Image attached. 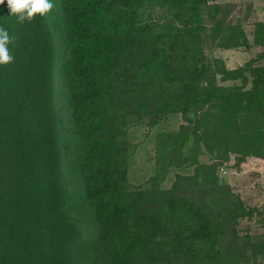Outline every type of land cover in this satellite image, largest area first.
<instances>
[{
	"label": "trees",
	"instance_id": "1",
	"mask_svg": "<svg viewBox=\"0 0 264 264\" xmlns=\"http://www.w3.org/2000/svg\"><path fill=\"white\" fill-rule=\"evenodd\" d=\"M58 4L53 17L22 24L0 5V27L15 37L13 62L0 66V264H241L238 222L258 209L220 182L219 163L199 157L205 147L264 158V52L222 64L223 80L240 83L218 84L206 34L228 31L222 47L248 45L240 26H226L224 4ZM153 6L166 14L147 21ZM255 43L264 45V22ZM176 113L185 122L156 134L149 185L133 187L129 128ZM187 165L194 174L162 187ZM251 249L264 253V241Z\"/></svg>",
	"mask_w": 264,
	"mask_h": 264
},
{
	"label": "rangeland",
	"instance_id": "2",
	"mask_svg": "<svg viewBox=\"0 0 264 264\" xmlns=\"http://www.w3.org/2000/svg\"><path fill=\"white\" fill-rule=\"evenodd\" d=\"M220 2L225 5L223 15H227L226 26L246 25L245 28L249 33L254 31L253 23L258 20V14L254 12V5L258 0H211ZM53 8L49 12L50 17L55 15L58 8V0H51ZM165 11L158 6L147 9L143 18L147 21L158 19L159 16H165ZM213 23L210 21L208 26L211 28ZM257 24V22H256ZM243 29V28H242ZM230 32V31H229ZM221 33L213 36L210 30L206 34L205 49L212 65L209 78L215 80L218 84L240 83L239 80H223V75L217 70L225 65L228 69H233L244 65L248 60L255 59L261 50L258 45L250 44L239 47H222L220 44L227 42ZM61 51H58L60 55ZM258 64V63H256ZM58 67V65L56 64ZM57 75V72H56ZM206 85V81H203ZM249 84L247 87H250ZM56 93L58 97L57 109L62 106V83L56 81ZM185 122L181 113L169 115L163 122L154 127L147 124L132 125L129 128V138L133 143L130 157V182L133 187L148 186V179L156 171V134L160 131L177 130L181 123ZM205 152L200 155L199 160L208 164L219 163L217 175L220 182L230 186L231 191L239 196L246 205L258 209L251 217H246L238 222V228L242 236V245L240 249L244 251L245 257L241 258V264H264V253L255 255L251 246L255 242L264 241V165H258L257 156H247L244 160H239L240 154L235 152L229 153L228 159L219 157L218 152L211 153L204 147ZM264 159V158H263ZM261 168V169H260ZM262 170V171H261ZM195 172V166L173 167L167 174L162 187L170 188L176 180L177 174L191 175ZM249 236V237H248ZM248 237V242L245 238Z\"/></svg>",
	"mask_w": 264,
	"mask_h": 264
},
{
	"label": "clouds",
	"instance_id": "3",
	"mask_svg": "<svg viewBox=\"0 0 264 264\" xmlns=\"http://www.w3.org/2000/svg\"><path fill=\"white\" fill-rule=\"evenodd\" d=\"M7 7L10 10V16L17 17L18 23L31 21L37 14L44 16L53 8L51 0H6ZM5 4V0H0V5ZM15 37L9 35V32L0 27V66H6L13 62V55L9 51V45L14 44Z\"/></svg>",
	"mask_w": 264,
	"mask_h": 264
},
{
	"label": "crops",
	"instance_id": "4",
	"mask_svg": "<svg viewBox=\"0 0 264 264\" xmlns=\"http://www.w3.org/2000/svg\"><path fill=\"white\" fill-rule=\"evenodd\" d=\"M254 12L256 11V13L258 14V20H255V22L253 23V26H254V31L253 32H251V33H249L248 31H247V29L245 28V26L246 25H242V28H243V31L245 32V34H246V37H247V40H248V45H250V44H255V45H257L256 43H255V30H256V22H264V0H258V2H256L255 3V5H254ZM259 48H261V50L259 51ZM258 55L261 53V52H264V45H259L258 44ZM258 55H257V57H258ZM256 57V58H257ZM255 58V59H256ZM257 63L259 64V65H264V58H262V59H259V60H257ZM258 165H260V164H262V165H264V159L263 158H258ZM261 168H263L264 169V167H261ZM260 168V169H261ZM262 171V170H261Z\"/></svg>",
	"mask_w": 264,
	"mask_h": 264
}]
</instances>
